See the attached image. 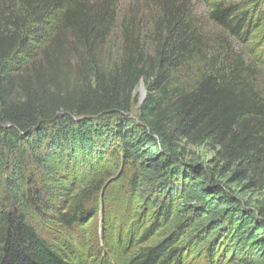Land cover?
<instances>
[{
    "label": "trees",
    "instance_id": "obj_1",
    "mask_svg": "<svg viewBox=\"0 0 264 264\" xmlns=\"http://www.w3.org/2000/svg\"><path fill=\"white\" fill-rule=\"evenodd\" d=\"M114 1L0 0V264H89L46 225L80 226L112 179L150 222L125 246L110 241L114 264H184L198 250L217 264L223 240L241 263L264 264L263 210L241 196L264 187V89L242 76L254 69L237 59L172 80L198 50L169 0L155 58L124 27L118 63L106 64ZM209 19L242 41L262 24L264 0L213 4ZM140 82L153 95L136 103ZM200 147L223 165L193 161Z\"/></svg>",
    "mask_w": 264,
    "mask_h": 264
},
{
    "label": "rangeland",
    "instance_id": "obj_2",
    "mask_svg": "<svg viewBox=\"0 0 264 264\" xmlns=\"http://www.w3.org/2000/svg\"><path fill=\"white\" fill-rule=\"evenodd\" d=\"M94 1V0H93ZM165 0H115L113 3L114 25L110 34L108 43L106 45L107 60L105 63L117 62L122 53L123 29L126 27L132 38L138 44V52L144 55H149L152 60L155 58L154 48L156 46L157 38H164L166 31L164 22L157 27V22L163 17V4ZM174 9L183 15V22L186 23L185 35L187 38L192 35V46L198 52L197 56L191 58L187 66H181L176 73L171 75L173 79H180L185 77L188 72H195L196 69L201 67L203 69L211 68L213 70H222L229 64H233L237 59L241 60L246 68L254 69L253 72H244L243 77L248 83L253 85L258 90L264 89V20L259 28L253 30L249 36L240 41L228 33L223 31L220 27L215 25L209 19V11L213 4L227 1V2H240L242 0H169ZM249 12L251 10L249 9ZM257 17V15H254ZM157 27V29H156ZM190 37V38H191ZM134 49V55L136 54ZM148 69V66H147ZM146 69V70H147ZM143 94L141 93L139 85L135 91L136 103L141 102L147 97L149 92L148 84L141 82ZM137 105L132 110V117L137 113ZM193 161L209 165V161H214L212 168L221 167L223 163L218 161L216 152L207 147H200L194 150ZM103 171L112 172L116 167L108 165L105 162ZM228 176V174H227ZM246 182L241 184H231V189L239 191L241 194L243 189L241 187L246 185ZM105 192L103 198L98 199L97 204H92L88 208L94 216L86 217L80 226L73 228L71 231L51 227L50 230L52 237L58 238L61 241L67 242L73 250L78 254H83L88 257L89 264L95 262L99 257H104L110 264L115 263L116 257L113 255L110 247L112 242L117 238H125L123 246L128 243V230L138 232L140 235L144 228L150 225L149 214H141L139 199L126 195L125 197L119 196L123 191V184L121 181L115 182L114 179L108 181L104 185ZM68 197L74 195L72 188L68 189ZM247 205L254 209H262L264 213V187H254L247 189L241 195ZM138 204V205H135ZM97 213V215H96ZM48 231L47 229H45ZM49 232V231H48ZM134 239L130 241V246L136 245V236L133 234ZM50 240V239H49ZM223 240V239H222ZM112 241V242H110ZM228 245L227 240H223ZM222 243L214 248V259L217 264H245L239 261V257L234 252L236 247L231 244L227 247ZM140 247V246H138ZM137 248H134L136 251ZM98 252V254L96 253ZM94 255V256H92ZM206 254L202 251H196L189 256L184 257V264H202ZM114 258V259H113ZM94 259V260H93ZM216 264V263H215ZM255 264V263H254Z\"/></svg>",
    "mask_w": 264,
    "mask_h": 264
},
{
    "label": "water",
    "instance_id": "obj_3",
    "mask_svg": "<svg viewBox=\"0 0 264 264\" xmlns=\"http://www.w3.org/2000/svg\"><path fill=\"white\" fill-rule=\"evenodd\" d=\"M142 83L140 82V84L139 85H141ZM140 90H141V93L143 94V90H142V85L140 86ZM143 98V97H142ZM142 98H141V100H142ZM141 100H140V102H141Z\"/></svg>",
    "mask_w": 264,
    "mask_h": 264
}]
</instances>
